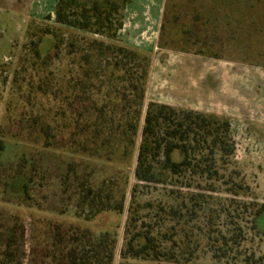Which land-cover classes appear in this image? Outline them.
Listing matches in <instances>:
<instances>
[{"label": "rangeland", "instance_id": "1", "mask_svg": "<svg viewBox=\"0 0 264 264\" xmlns=\"http://www.w3.org/2000/svg\"><path fill=\"white\" fill-rule=\"evenodd\" d=\"M59 1L0 0V237L16 231L12 252L26 254V264H37L34 250L47 248L55 226L88 230L96 239L109 234L112 264H264V0H151L159 7L143 18L132 4L127 18V6L114 12V26L122 24L115 38L59 24ZM94 40L151 54L129 152L120 139L111 155L84 152L95 145L91 131L79 130L95 112L89 100L73 108L65 99ZM112 85L127 88L121 79L97 82L84 96L105 104ZM151 102L179 112L197 107L228 121L223 136L233 153L217 146L206 159L208 151L192 142L190 168L174 174L161 154L156 180L140 181L135 172ZM133 114L118 110L115 117ZM72 117L79 125L66 127ZM47 127L55 136L50 146ZM72 130L79 133L76 148L68 142ZM99 206L104 210L96 213ZM146 236L154 249L129 254L130 242L142 246ZM2 250L0 241V262Z\"/></svg>", "mask_w": 264, "mask_h": 264}, {"label": "trees", "instance_id": "2", "mask_svg": "<svg viewBox=\"0 0 264 264\" xmlns=\"http://www.w3.org/2000/svg\"><path fill=\"white\" fill-rule=\"evenodd\" d=\"M90 1L60 0L55 11L56 21L63 26L84 32L98 34L106 31L109 38H115L118 28L122 24L120 22L114 26L113 14L119 8H125L131 0H103V5L95 1L90 4ZM47 34L55 37V34L50 31ZM59 46L60 42L58 41L55 43V50H58ZM91 46L92 49L80 58V64L83 67L80 79L74 78L68 82V94L65 96L73 108H75L77 100L80 103H87L89 100V109L93 113L95 112L94 118L87 117L83 124L85 127L79 130L84 133L91 131L89 141L95 147L88 150V147L85 146L83 151H89L91 156L97 157H101L103 153L111 155L114 152H111V146L120 139L125 143L126 151L129 152L135 143L138 131V117L145 99V85L151 54L123 46L105 45L103 41L98 40L92 41ZM113 53H115L114 60L111 57ZM36 54L39 56L38 51ZM120 56L121 58H118ZM47 57L50 56L47 55ZM118 70H121L122 74L115 78V73ZM116 79L125 81L127 88L122 92L112 85V89L107 93L109 100L105 104L99 105L90 97L84 96L85 90L95 87L97 82H100L101 85L110 84ZM77 86L82 87L83 92L76 97ZM80 95L83 96L80 97ZM129 109H133V116H124L119 119L115 117L116 111L125 112ZM107 110L110 112L108 113ZM78 117L82 118V113ZM77 120L78 118H70L69 123H65L66 127L71 128L74 125H79ZM117 121L118 125L115 128ZM118 129L122 130L120 135L117 134ZM229 130L230 123L221 121L215 116L191 110L179 112L171 106L151 102L146 111L145 126L142 132L143 141L139 148L135 174L140 181L154 182L156 180L154 163L161 154L164 157L165 167L174 174L181 173L184 168H190L192 165V142L201 147L200 151L203 154L206 153V150L208 151V156L205 154L203 156L206 159L210 154L214 155L217 146H220L223 152L232 154L234 147L223 136ZM43 131L46 143L50 146L52 143L50 141H53L55 136L49 127ZM78 134L72 130L69 135L68 142L75 148L78 143ZM209 139L211 144L205 147ZM175 152H180L179 154L182 156L180 161L174 159ZM27 187L28 183L24 185V191L28 193ZM102 210H104L103 207L99 206L96 213ZM51 230V241L47 248L39 245L38 250H34V252L38 251V256H40V259L36 260L37 264H112L113 241L109 234L105 233L96 239L88 230L77 228L63 230L56 226L51 227ZM15 232L14 229H11V233L6 238L0 237L2 247H4L1 254L3 259L0 264H26L23 261L26 254L21 257L12 252V248L17 243ZM145 238L146 243L142 246L136 247L130 242L128 253L140 257L153 250L151 239L147 236Z\"/></svg>", "mask_w": 264, "mask_h": 264}, {"label": "crops", "instance_id": "3", "mask_svg": "<svg viewBox=\"0 0 264 264\" xmlns=\"http://www.w3.org/2000/svg\"><path fill=\"white\" fill-rule=\"evenodd\" d=\"M156 3H159V1L155 2L154 1H151V0H142V2H138L137 0H131L130 3L127 5L126 9H125V12H126V18L129 16L130 14V10H129V7L134 4L136 5V7L138 8L135 13L139 16H141L143 18V16L147 15L148 13H153V9L154 8H158L159 5H157ZM139 17V18H141ZM139 21H143L145 23H148V21H146V19H138ZM160 24H161V20H157ZM159 26V24H158ZM159 29V27L157 28ZM160 30V29H159ZM138 50V49H137ZM206 80V79H205ZM205 80H203V83H206ZM203 87L206 88V84L203 85ZM192 109H188V110H191V111H195V112H199L197 111V107H191ZM200 113H203V112H200ZM205 114V113H204Z\"/></svg>", "mask_w": 264, "mask_h": 264}]
</instances>
